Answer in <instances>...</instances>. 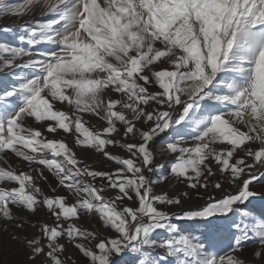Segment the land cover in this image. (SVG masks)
<instances>
[{
    "label": "snow or ice",
    "instance_id": "1",
    "mask_svg": "<svg viewBox=\"0 0 264 264\" xmlns=\"http://www.w3.org/2000/svg\"><path fill=\"white\" fill-rule=\"evenodd\" d=\"M33 12L0 39V230L30 264H264V0H0Z\"/></svg>",
    "mask_w": 264,
    "mask_h": 264
},
{
    "label": "rangeland",
    "instance_id": "2",
    "mask_svg": "<svg viewBox=\"0 0 264 264\" xmlns=\"http://www.w3.org/2000/svg\"><path fill=\"white\" fill-rule=\"evenodd\" d=\"M37 13L33 12L29 15H24L23 17H5L3 19H0V25H10L12 28L11 35L0 31V39L3 40H11L13 43H15V37L20 34V29L18 25L22 24L24 21L32 19ZM86 119H88L86 117ZM96 121L94 119L89 120V125L95 124ZM63 137V133H59L56 138ZM51 138V137H50ZM67 143H69L70 146L73 145V138L67 137L66 138ZM77 151V154L81 157H85L89 160L90 163L93 164L94 167L98 169H106L109 167H115L114 164H108L101 162L99 157H92L89 153L81 151L80 149H75ZM5 161L8 162L11 166L15 167L17 170H23L26 168V165L18 160V158L14 156H6ZM171 159V157L167 158H161L158 157L157 162L158 163H164L165 168L168 167L167 160ZM0 166H7L4 161H0ZM45 175L48 176V179L52 182L53 186H55V180L54 178L45 171ZM42 187H44L45 191H48L47 186L44 184L43 181H41ZM166 188H169L170 190H175L173 186H165ZM254 190L258 193L256 197L253 198V204L255 207L259 208L262 204H264V183H257L252 186ZM59 194H65L64 189H59ZM157 192L160 191L159 188L156 189ZM211 191V190H210ZM49 194H51L49 192ZM216 196H219L220 193L216 192L213 193ZM73 202V198L69 196V203ZM204 201L201 199H197L195 195L193 194V199L189 200L184 207H190V206H196L199 204H203ZM172 211H177L178 209H171ZM40 218H46L47 213L46 212H40L37 214ZM50 222V221H49ZM77 223L84 227H91L93 229L98 228L99 225L97 223V220L95 218L89 217V218H82L81 220L77 221ZM30 232L34 233L35 230L32 229ZM102 235H111V233L103 232L101 231ZM252 247H255V245H252ZM69 253H71L73 257V264H77V261H81L80 254L75 249L69 247L68 249ZM0 264H30V262L26 259V256L24 255V252L22 251L21 247L11 239V234L7 231L0 230Z\"/></svg>",
    "mask_w": 264,
    "mask_h": 264
}]
</instances>
